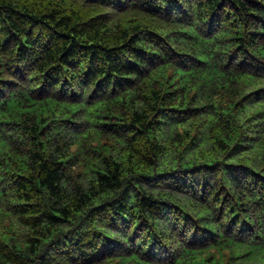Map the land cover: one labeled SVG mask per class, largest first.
I'll return each mask as SVG.
<instances>
[{
    "label": "trees",
    "instance_id": "obj_1",
    "mask_svg": "<svg viewBox=\"0 0 264 264\" xmlns=\"http://www.w3.org/2000/svg\"><path fill=\"white\" fill-rule=\"evenodd\" d=\"M0 264H264V0H0Z\"/></svg>",
    "mask_w": 264,
    "mask_h": 264
}]
</instances>
